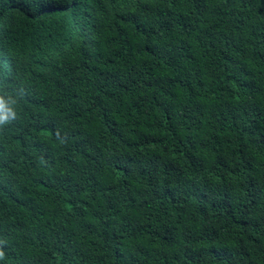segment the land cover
Returning a JSON list of instances; mask_svg holds the SVG:
<instances>
[{"label":"trees","instance_id":"obj_1","mask_svg":"<svg viewBox=\"0 0 264 264\" xmlns=\"http://www.w3.org/2000/svg\"><path fill=\"white\" fill-rule=\"evenodd\" d=\"M0 87V264H264V0H0Z\"/></svg>","mask_w":264,"mask_h":264},{"label":"clouds","instance_id":"obj_2","mask_svg":"<svg viewBox=\"0 0 264 264\" xmlns=\"http://www.w3.org/2000/svg\"><path fill=\"white\" fill-rule=\"evenodd\" d=\"M24 96L23 88L0 87V129L13 124L18 118L17 105ZM59 137V134H57ZM6 258V242L0 240V260Z\"/></svg>","mask_w":264,"mask_h":264}]
</instances>
